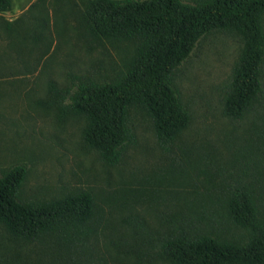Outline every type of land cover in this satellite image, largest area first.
<instances>
[{
    "label": "rangeland",
    "instance_id": "374dc122",
    "mask_svg": "<svg viewBox=\"0 0 264 264\" xmlns=\"http://www.w3.org/2000/svg\"><path fill=\"white\" fill-rule=\"evenodd\" d=\"M85 10L84 0H36L18 18L15 7L0 12V173L27 166L23 200L89 191L101 208L88 233L60 226L27 239L0 225V264H169L160 243L181 226L238 233L223 203L237 185L264 219V97L243 118L224 113L240 35H202L175 70L191 121L172 143L132 108L133 141L109 164L85 144L83 116L44 102L50 82L64 95L79 80H113L135 55L137 41L92 35Z\"/></svg>",
    "mask_w": 264,
    "mask_h": 264
},
{
    "label": "trees",
    "instance_id": "16d2710c",
    "mask_svg": "<svg viewBox=\"0 0 264 264\" xmlns=\"http://www.w3.org/2000/svg\"><path fill=\"white\" fill-rule=\"evenodd\" d=\"M84 19L97 38L137 41L127 69L108 81L79 80L62 94L50 82L51 99L62 112L81 115L85 144L115 164L133 141L132 108L152 118L158 140L168 145L188 127L191 115L175 86L177 67L202 35L228 31L243 47L233 67L224 113L243 118L264 97V0H84ZM12 0H0V12ZM78 79L74 76L73 79ZM69 102L63 104L64 100ZM28 168L14 164L0 173V225L22 238H36L61 227L92 232L100 206L89 191L42 202L21 198ZM228 218L238 233L181 226L165 237L161 254L169 264H264V219L251 190L233 186L225 198Z\"/></svg>",
    "mask_w": 264,
    "mask_h": 264
},
{
    "label": "crops",
    "instance_id": "0c3cea01",
    "mask_svg": "<svg viewBox=\"0 0 264 264\" xmlns=\"http://www.w3.org/2000/svg\"><path fill=\"white\" fill-rule=\"evenodd\" d=\"M35 1L36 0H29L27 3L25 2V4L20 0H12V8L15 7L17 9V15H15V18H18L21 14H23L25 10H27Z\"/></svg>",
    "mask_w": 264,
    "mask_h": 264
}]
</instances>
